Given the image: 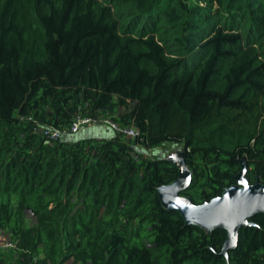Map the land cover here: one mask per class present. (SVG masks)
<instances>
[{
	"label": "trees",
	"instance_id": "trees-1",
	"mask_svg": "<svg viewBox=\"0 0 264 264\" xmlns=\"http://www.w3.org/2000/svg\"><path fill=\"white\" fill-rule=\"evenodd\" d=\"M78 116L136 135H70ZM163 146L195 205L242 161L264 186V0H0V264H264V215L223 256L224 230L162 207Z\"/></svg>",
	"mask_w": 264,
	"mask_h": 264
},
{
	"label": "water",
	"instance_id": "water-1",
	"mask_svg": "<svg viewBox=\"0 0 264 264\" xmlns=\"http://www.w3.org/2000/svg\"><path fill=\"white\" fill-rule=\"evenodd\" d=\"M180 164L169 158L164 160L175 164L179 169L177 180L166 187L159 188L157 196L164 209L177 212L186 226H196L208 233L221 229L226 232V240L220 254L237 246L238 232L245 227H256L252 222L256 215H264V186H249L245 179L246 165L240 162V172L235 177V186L225 189L220 197L208 203L195 205L191 199L180 193L190 184V172L184 164L183 153L179 154Z\"/></svg>",
	"mask_w": 264,
	"mask_h": 264
},
{
	"label": "built area",
	"instance_id": "built-area-1",
	"mask_svg": "<svg viewBox=\"0 0 264 264\" xmlns=\"http://www.w3.org/2000/svg\"><path fill=\"white\" fill-rule=\"evenodd\" d=\"M94 127H107L114 133L121 134L126 138L133 139L136 135L135 131L131 128L122 129L116 124L108 120H94L90 118L76 117L69 128L70 135H76L83 129H91ZM50 140H56L60 137L61 133L55 129H47L43 132Z\"/></svg>",
	"mask_w": 264,
	"mask_h": 264
},
{
	"label": "rangeland",
	"instance_id": "rangeland-1",
	"mask_svg": "<svg viewBox=\"0 0 264 264\" xmlns=\"http://www.w3.org/2000/svg\"><path fill=\"white\" fill-rule=\"evenodd\" d=\"M80 136L81 135H79V137ZM86 137H88V135L81 136V138H86ZM89 137H91V135ZM95 138L97 139V137H95ZM181 153H183L182 148H172L170 146H163L162 148L159 149V157L162 156V154H163L162 159L169 158L173 162H175L176 164H180L179 154H181ZM28 218L30 219L31 222L33 221V219H31L30 217H28ZM53 228L54 227H49L47 229V236H48L49 245L52 247H55L57 244H56L55 232H54ZM11 246H12V240H11L8 232L0 231V250L6 251V250L10 249ZM64 247H65V245H64ZM54 250H55V248H54ZM53 257L58 260L57 253H54ZM63 264H72V259L69 258L67 260H64Z\"/></svg>",
	"mask_w": 264,
	"mask_h": 264
},
{
	"label": "crops",
	"instance_id": "crops-1",
	"mask_svg": "<svg viewBox=\"0 0 264 264\" xmlns=\"http://www.w3.org/2000/svg\"><path fill=\"white\" fill-rule=\"evenodd\" d=\"M97 129H101L102 133H98V135H95V133L93 134L95 137H106L109 135L110 130L107 127H99V128H95ZM89 130L83 129L80 133H78L79 135L83 136V135H89L90 132H88ZM77 134V135H78ZM92 134V133H91ZM78 135V136H79Z\"/></svg>",
	"mask_w": 264,
	"mask_h": 264
}]
</instances>
